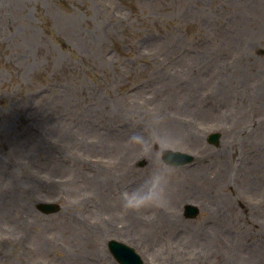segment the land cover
<instances>
[{
    "label": "rangeland",
    "instance_id": "obj_1",
    "mask_svg": "<svg viewBox=\"0 0 264 264\" xmlns=\"http://www.w3.org/2000/svg\"><path fill=\"white\" fill-rule=\"evenodd\" d=\"M153 115L196 159L126 210ZM111 238L145 264H264V0H0V264H120Z\"/></svg>",
    "mask_w": 264,
    "mask_h": 264
},
{
    "label": "clouds",
    "instance_id": "obj_2",
    "mask_svg": "<svg viewBox=\"0 0 264 264\" xmlns=\"http://www.w3.org/2000/svg\"><path fill=\"white\" fill-rule=\"evenodd\" d=\"M162 121V116L153 115L128 137V142L139 147L142 154L152 161V166L141 183L120 192V203L126 210L165 206L168 202L169 184L174 172L168 154L174 150L176 137Z\"/></svg>",
    "mask_w": 264,
    "mask_h": 264
},
{
    "label": "water",
    "instance_id": "obj_3",
    "mask_svg": "<svg viewBox=\"0 0 264 264\" xmlns=\"http://www.w3.org/2000/svg\"><path fill=\"white\" fill-rule=\"evenodd\" d=\"M169 156L175 158L176 154L169 153ZM188 209L189 211H191L192 215L197 212V210L192 206H189ZM112 247L114 251L117 253L118 257H120L121 260H123L126 264H141L139 256L136 255L131 248H128L123 244L115 243V242L112 243Z\"/></svg>",
    "mask_w": 264,
    "mask_h": 264
},
{
    "label": "bare ground",
    "instance_id": "obj_4",
    "mask_svg": "<svg viewBox=\"0 0 264 264\" xmlns=\"http://www.w3.org/2000/svg\"><path fill=\"white\" fill-rule=\"evenodd\" d=\"M144 159H145V158H144ZM128 166H129V164H125V167H128ZM102 203H103V201H102ZM102 203H101V204H102ZM172 216H175V214H174V213H173V214H172V213H169V214L167 213V214H165L164 217H168V218H170V217H172ZM108 226H109V225H108ZM108 226H107V228H108ZM108 229H109V228H108Z\"/></svg>",
    "mask_w": 264,
    "mask_h": 264
}]
</instances>
